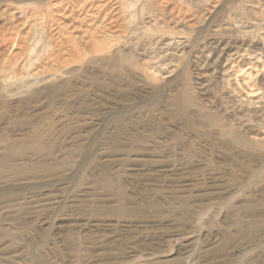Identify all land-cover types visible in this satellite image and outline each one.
Instances as JSON below:
<instances>
[{"label": "rangeland", "instance_id": "rangeland-1", "mask_svg": "<svg viewBox=\"0 0 264 264\" xmlns=\"http://www.w3.org/2000/svg\"><path fill=\"white\" fill-rule=\"evenodd\" d=\"M111 1L0 0V264H264V0Z\"/></svg>", "mask_w": 264, "mask_h": 264}, {"label": "bare ground", "instance_id": "bare-ground-1", "mask_svg": "<svg viewBox=\"0 0 264 264\" xmlns=\"http://www.w3.org/2000/svg\"><path fill=\"white\" fill-rule=\"evenodd\" d=\"M71 6L77 8L76 12L81 19L80 24L86 39L92 40L96 36L95 33L104 30L111 21L113 13L111 0H78ZM67 10L69 13L74 11L73 8H63V12L66 13ZM220 56H224V53Z\"/></svg>", "mask_w": 264, "mask_h": 264}]
</instances>
